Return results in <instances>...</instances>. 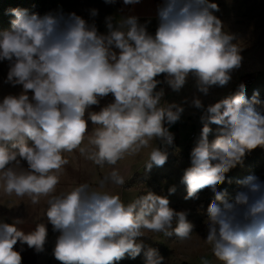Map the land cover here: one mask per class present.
<instances>
[{"label": "clouds", "instance_id": "clouds-1", "mask_svg": "<svg viewBox=\"0 0 264 264\" xmlns=\"http://www.w3.org/2000/svg\"><path fill=\"white\" fill-rule=\"evenodd\" d=\"M140 2L123 0L124 5ZM11 11L15 19L0 38V62H7L4 83L21 90L0 99V195L31 205L45 199L47 223H36L26 233L18 227L24 223L20 219L0 222V264H21L14 250L18 241L44 251L47 224L59 233L53 255L60 264H115L126 254L135 259L142 250L145 264H165L158 250L140 238L146 232L175 234L183 243L192 240L194 227L186 211L169 207L166 196L148 191L125 204L119 195L99 190L105 183L124 186L126 179L115 168L99 189L79 183L57 193V185L69 163L64 154L74 151L101 168L144 149H150L146 172L167 162L166 147L174 135L165 125L179 121L184 108L161 102L164 90H156L162 83L157 77L165 74L163 83L180 92L191 76L197 90L208 95L211 87L226 86L241 66L235 36L213 14L218 5L162 0L154 35L134 15L115 23L107 17V32L100 33L95 22L75 12L41 17ZM97 15L92 9L91 16ZM245 93L241 84L234 95L206 109L199 98L192 101L204 109L203 128L181 182L187 187L185 200L198 199L205 188L214 193L203 241L220 264H264V180L250 175L238 181L231 196L219 188L247 152L264 147V109L257 107L262 102L258 93L251 99ZM109 94L111 103L90 111ZM210 124L221 126L211 143ZM175 191L169 188V195Z\"/></svg>", "mask_w": 264, "mask_h": 264}, {"label": "rangeland", "instance_id": "rangeland-1", "mask_svg": "<svg viewBox=\"0 0 264 264\" xmlns=\"http://www.w3.org/2000/svg\"><path fill=\"white\" fill-rule=\"evenodd\" d=\"M210 2L218 5L219 11H214L213 14L222 21L223 30L235 36L233 43L239 44L241 48V66L231 72V80L226 86H213L208 95L197 90L195 79L191 76L180 92H174L167 84L162 87L161 89L164 90L162 103H176L184 108L179 121L171 126L165 125L176 138L174 145L166 147L167 162L162 167H153L150 172H146L144 164L150 149H144L138 155L126 157L116 164L115 169H118L126 179L124 186L105 183L101 189L119 195L125 204L133 201L138 195L151 191L154 194L166 196L169 199L170 208L188 213L187 220L194 226L192 240L182 243L176 240L175 234L164 237L163 234L152 232H146L147 237L140 238L144 243L158 250L159 254L165 258V264H187L204 259L220 264L213 256L210 246L203 241L206 237L204 223L207 218L206 209L214 199V193L205 188L198 193V199L185 200L187 187L181 182L185 170L192 166L190 153L196 146L203 128L200 117L204 109L196 108L192 103L193 99L199 98L206 109L207 106L234 95L242 81L249 78L252 82L245 88L246 97L251 99L254 93H258V99L262 103L257 107L264 109V0H210ZM108 6L109 4L103 0H0V38L4 32L12 30L11 21L15 19L11 11L13 9L26 10L28 14H37L41 17L49 13L67 15L75 12L89 23L95 22L100 33H106V18L112 17L114 23L118 20ZM92 9L98 10L96 17L91 16ZM7 71V62H0V99L9 93L16 94L21 90V86L12 87L4 83ZM108 103L107 96L100 101L99 105H93L90 111L98 112ZM209 126L212 129L208 137L211 143L218 135L221 126L215 124ZM91 127L94 126L89 121V131ZM153 143L157 147H165L159 140H154ZM70 156L77 158L81 155L78 151H74ZM113 169L114 167L110 165H105L103 168L98 166L96 180L91 186L99 184ZM250 175L264 180V147H257L247 152L242 163L226 173L225 182L219 188L227 189L230 196L234 195L240 187L238 181ZM90 178L94 179V176ZM171 187H175L176 191L169 195ZM40 203H46L45 199H41ZM35 208L36 205H31L27 199L20 200L15 196L0 195V222L6 215ZM115 264H145L143 250L135 259L126 254Z\"/></svg>", "mask_w": 264, "mask_h": 264}, {"label": "crops", "instance_id": "crops-1", "mask_svg": "<svg viewBox=\"0 0 264 264\" xmlns=\"http://www.w3.org/2000/svg\"><path fill=\"white\" fill-rule=\"evenodd\" d=\"M161 2L162 0H141L139 4L124 5L123 0H115V3L109 4L108 7L110 8V12L117 19L130 15L138 17L139 23L146 24L147 31L154 35L158 26L156 9ZM164 75L165 74H161L157 77V79L162 81V83L157 86V91L166 85V83H163ZM108 100L109 103H111L114 100V97L109 94ZM64 155L69 160V163L65 166V172L61 176L60 183L57 185L58 193L65 191L70 187H74L79 183H88L91 185L92 182L96 180L98 165H95L92 161L86 159L82 155L79 157L77 156V158H72L68 153H65ZM112 167L117 168L116 165ZM92 175L94 176V179L90 178ZM93 188L99 189V184H94ZM46 206V203H40L36 205L35 209H26L24 212L18 211L9 216L6 215L2 222L11 224L13 220L20 219L24 221V223L18 225V227L26 233L30 232L35 228L36 223H47L46 218H43V212ZM47 229L48 235L44 245V251L38 253L34 249L29 248L27 244H21L19 241L14 246V250L21 254V264H60L53 255V249L59 233L53 232L51 224H47ZM209 262L210 264H217L213 261ZM187 264H202V261H191Z\"/></svg>", "mask_w": 264, "mask_h": 264}, {"label": "built area", "instance_id": "built-area-1", "mask_svg": "<svg viewBox=\"0 0 264 264\" xmlns=\"http://www.w3.org/2000/svg\"><path fill=\"white\" fill-rule=\"evenodd\" d=\"M251 82H252V79H245V80H243L242 81V83L241 84H244L245 85V88L246 87H248L250 84H251ZM173 134V133H172ZM174 135V134H173ZM175 142H176V138H175V135H174V141H173V144L172 145H174L175 144ZM171 145V146H172Z\"/></svg>", "mask_w": 264, "mask_h": 264}]
</instances>
